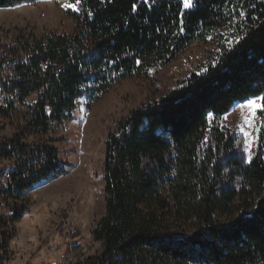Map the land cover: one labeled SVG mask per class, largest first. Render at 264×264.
Instances as JSON below:
<instances>
[{
  "label": "trees",
  "instance_id": "trees-1",
  "mask_svg": "<svg viewBox=\"0 0 264 264\" xmlns=\"http://www.w3.org/2000/svg\"><path fill=\"white\" fill-rule=\"evenodd\" d=\"M40 1L48 0H0V9ZM79 6L73 33L0 40V118L20 124L0 138V262L27 213L24 195L65 173L51 136L77 102L90 108L116 84L150 79L192 44L215 41L202 70L108 130L104 215L91 231L102 252L82 264H264V113L250 159L244 136L223 124L235 104L264 96V0H196L187 10L182 0ZM230 9L246 13L231 29ZM234 35L243 39L229 50L225 38Z\"/></svg>",
  "mask_w": 264,
  "mask_h": 264
},
{
  "label": "rangeland",
  "instance_id": "rangeland-1",
  "mask_svg": "<svg viewBox=\"0 0 264 264\" xmlns=\"http://www.w3.org/2000/svg\"><path fill=\"white\" fill-rule=\"evenodd\" d=\"M64 3L75 4V1L48 0L0 9V40L11 32L73 33L76 23L71 15L77 14L80 6L72 11L61 7ZM215 46V41L192 44L150 79L134 76L120 82L90 108L87 101L77 102L72 120L57 127L51 136L65 173L40 183L24 195L27 213L15 225L8 259L0 264H63L64 261L82 264L88 257L101 254L102 244L92 239L91 231L104 215L102 163L108 130L131 110L163 97L191 72L202 70L206 56L215 51ZM34 100L35 95L28 103ZM241 104L233 106L225 116L227 119L223 118V124L244 136L247 159H250L255 151L257 131L245 125L244 115L248 110L241 109ZM260 113L253 118L255 129L259 128ZM19 125L18 120L4 122L0 118V138H10ZM241 129L251 134L250 140ZM5 213L0 201V217ZM237 215L225 216L221 222L229 224Z\"/></svg>",
  "mask_w": 264,
  "mask_h": 264
},
{
  "label": "snow or ice",
  "instance_id": "snow-or-ice-1",
  "mask_svg": "<svg viewBox=\"0 0 264 264\" xmlns=\"http://www.w3.org/2000/svg\"><path fill=\"white\" fill-rule=\"evenodd\" d=\"M145 2H148V0H145ZM81 0H75V4L71 3H64L61 5V7L65 9L71 8L72 11H77L78 10V5H80ZM183 7L185 10L190 9L192 7H195L196 0H182ZM234 12H238V17L237 15H234ZM246 13L244 10H239L235 9L232 10L230 9L228 12L229 20L227 21L228 27L231 29L234 26L238 27L237 24V19L242 22L244 20ZM89 16H91V13H89ZM180 32H183V28L180 29ZM207 39L211 40L212 37L208 36ZM242 36L234 35L231 38H225V42L229 45V50H231V46L234 44L239 43L240 40H242ZM137 64H140V61H136ZM259 101V102H258ZM241 109H247L248 112L245 113L244 115V123L248 128L254 129L256 131H259V129H255L254 125V120L253 118L255 117L256 113L259 111L261 113H264V96H257L251 99H248L245 104L239 105ZM227 119V117H225ZM264 127V125H262ZM243 132V129H241ZM246 138L250 140L251 134L249 132H243Z\"/></svg>",
  "mask_w": 264,
  "mask_h": 264
},
{
  "label": "built area",
  "instance_id": "built-area-1",
  "mask_svg": "<svg viewBox=\"0 0 264 264\" xmlns=\"http://www.w3.org/2000/svg\"><path fill=\"white\" fill-rule=\"evenodd\" d=\"M63 264H66V261H64V263Z\"/></svg>",
  "mask_w": 264,
  "mask_h": 264
}]
</instances>
